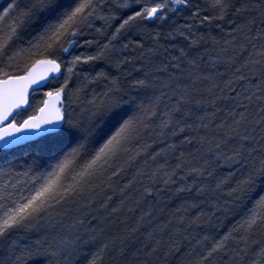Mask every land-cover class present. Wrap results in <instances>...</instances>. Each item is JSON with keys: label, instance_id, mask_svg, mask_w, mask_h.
<instances>
[{"label": "snow or ice", "instance_id": "snow-or-ice-1", "mask_svg": "<svg viewBox=\"0 0 264 264\" xmlns=\"http://www.w3.org/2000/svg\"><path fill=\"white\" fill-rule=\"evenodd\" d=\"M103 3L104 0H11L0 12V149L7 150L19 145L33 134L47 133L50 126L56 129L52 133L54 136L70 144L67 151L50 158L43 167L34 161L27 171L16 173L17 176L28 177L23 183L19 180L12 182V166L0 170V175L9 176L8 180L0 183V238L13 232L31 230L36 222L51 216L61 205L74 202V198L90 191L93 182L107 172L111 171L109 179L117 176L124 164L135 161L142 152L147 153L151 145L137 144L135 150L130 146L138 141L143 130L150 128L152 121L161 117L155 126L159 129L156 133L158 136L170 131L174 137L188 130L198 135L185 136L180 145L168 144L167 148L155 153L153 159L175 152L185 144L191 145L195 140L200 150L214 154L218 160H224L230 166L240 165L243 169L240 179L236 180L228 195L236 201L247 202L244 216L228 232L214 240L211 246L198 253L193 264H209L221 253L228 256L229 261L238 258L248 259V264H264V240L252 238L254 235L264 236V0H209L204 8L193 0H122L114 7L129 9L131 14L121 20L109 37V42L100 47L95 55L73 54V49L79 46L76 38L84 34V26L91 27L92 19L111 24L117 18L115 15H99ZM182 12H187L186 21L193 23L176 25L168 37H179L183 43L173 45L175 54H170L165 48L168 58L151 68L142 64L138 71L143 72V78L134 79L130 84L132 89L145 91L157 90L159 85L158 95H153L147 103L143 100L136 103L135 97L125 101L119 79L112 78L107 90L98 97L93 96L89 102L93 109L89 124L83 125L72 119L66 111L65 100L81 91L80 87L74 93L70 91L73 74L81 75L74 72L75 69L105 59L113 47L112 41L118 40L124 31L137 24L164 21L170 18L169 14L175 16ZM202 12L210 14L201 15ZM225 21L230 25L227 32L222 27ZM197 25L208 26L209 32L197 35ZM213 26L223 33L219 39L212 35ZM152 38L156 46L147 50L149 63L158 54L157 49L163 47L159 44V32ZM92 43L90 40L84 41L85 45ZM123 47L127 49L129 44ZM137 47L143 45L137 44ZM201 48L203 51H199ZM144 55L141 53L139 59H144ZM65 56L71 58L65 60ZM130 62L127 58L118 60L116 67ZM65 66L67 74L63 82L58 86H49L48 81L57 79L56 74H62ZM220 67L225 71L219 72ZM161 73L166 74L163 80L157 75ZM225 75L228 78L222 81L221 87L217 77ZM83 77L88 83L108 79L103 70L97 71L91 78L84 72ZM237 86H241L240 91H237ZM40 88L47 90L43 92V98L36 101L33 113L19 119L27 107H32L30 98ZM217 89L221 96L214 95ZM229 92L235 93L230 97L235 101V108L229 112V116L233 117L232 122L227 124L222 121L216 126L227 129L223 137H210L207 131L199 134L200 130L209 128L211 120L220 110L205 113L197 117L199 123L190 124L188 120L193 115L192 109L205 105L214 107L217 100L229 98L226 96ZM202 93L211 95V100ZM165 99L169 103L164 104L162 111L161 104ZM241 99L249 103L244 104ZM253 101L259 105L255 111L250 110ZM128 103L135 105L130 114L123 107ZM108 126H115V131L104 138V128ZM122 157L127 159L122 160ZM176 159L179 162L171 171L165 170L163 165L159 166L152 173L153 180L160 171L164 172L165 185L176 183L174 177L177 170L185 172L181 180L189 176L201 177L205 173L212 175L206 167L207 161L203 164L196 162L193 153L186 155L181 151ZM117 161H121L120 167H116ZM229 175L231 177L232 173ZM128 186L120 189L121 193ZM191 187L185 184L176 191L184 192ZM150 191L147 187L144 189L145 194ZM111 199L108 197L109 201ZM106 206L107 201L102 207ZM118 210L112 209L113 212ZM203 215L199 214L192 222L196 223ZM180 222H183V217ZM77 223L74 221L73 226ZM138 230L134 228L127 234L105 241L92 254L88 264H102L103 254L110 244L112 247L123 245ZM97 239L96 235L83 241L77 237V242L87 245ZM148 239H152V233L148 234ZM232 241L244 246L229 248ZM159 244L160 241H156V246L144 252L145 256L155 253ZM68 245L69 241L62 238L55 246L49 244L35 251L28 250L27 256L55 257ZM173 250L179 249L170 248L166 255ZM140 251L144 250H137ZM124 252V247H119V253L123 255ZM17 259L19 261L20 257ZM138 264H148V260H140Z\"/></svg>", "mask_w": 264, "mask_h": 264}, {"label": "trees", "instance_id": "trees-1", "mask_svg": "<svg viewBox=\"0 0 264 264\" xmlns=\"http://www.w3.org/2000/svg\"><path fill=\"white\" fill-rule=\"evenodd\" d=\"M7 1L4 0L2 3H0V11L2 7L5 5ZM209 0H201L199 2V5L201 8L206 7ZM110 8V7H109ZM108 10L106 7L101 8V12L99 15H105L107 16ZM131 11L126 10L123 11L122 18H116L115 20L111 21V24L107 23L104 20L94 21L91 20L90 22L91 27L84 26L83 33L85 34V38H87L90 41H93L90 45H83V47L86 50V55H95L96 52L99 50L100 47H102L104 44L109 42V37L111 34L115 31L116 27L119 26V23L121 20L128 15H130ZM122 14V12H121ZM204 14H210V13H201V15ZM187 16V12L184 13L182 17H179L181 19L179 20H172V22H169V20L166 21H160L159 23H139L136 27L124 31L118 40L112 41L113 47L109 49L108 54L105 59L98 60L94 64H89L85 67V69L82 71V73L86 72L89 74V78L92 76H95L97 71L103 70L107 76L108 79L104 80H98L96 82L88 83L84 80L83 74L78 76V78H74L73 83V89L75 90L77 87L81 88V91L76 95V98L74 101H76V104L74 107V120L81 122L83 125H87L90 122L91 119V113H92V105L89 103L93 96H100L103 92L107 90L109 87V81L112 78H118L120 81V85L123 88V92L121 95L123 96V99L125 101H129L130 97L136 98V103H139L141 100H143L144 103H147L148 100L153 95L159 94V85H157V90L148 89V90H136L132 89L130 87L131 81L137 78H143V72L138 71L142 64L145 65L146 68H151L153 65H156L160 63L161 61L168 58L166 56L164 49L167 48L170 52V54H175V51L173 49V45L179 46L183 41L179 37L176 39H172L168 37V33L176 26V25H182L185 22L193 23L192 21H183L185 17ZM222 27L224 28V32H227L230 30V25H228L227 21L223 22ZM197 29H194V31H197V35L201 33H208L209 27L208 26H199L197 25ZM97 29H101V31H97ZM159 32L160 33V39L159 44L163 45V47L158 48L157 52L158 54L151 58L150 63L148 62V49L154 48L156 46V42L153 40V36ZM212 35L216 36L217 39H219L223 33H221L218 29H216L214 26L212 27ZM78 47L73 49V52H76L82 44H79L81 40V37H77ZM129 44V47L125 49L123 45ZM137 44L143 45V47H137ZM210 47V45H206ZM199 51H203V48L199 49ZM141 53H144V59H139L141 57ZM128 59L129 61H132L127 64H121L119 67H116V62L118 60H125ZM207 59V57H205ZM67 60V59H65ZM219 72H224L225 69L223 67H220L218 69ZM130 73V75H128ZM160 80H163L165 78L164 73L157 74ZM228 76L225 75L224 77H217V83L223 86L222 81L227 79ZM206 86V85H205ZM203 87V86H202ZM47 88L43 89L46 90ZM73 90V92H74ZM241 90V86H237V91ZM207 99L211 100L212 96L208 93H202ZM215 96H221L222 94L219 92V90L214 91ZM235 93L229 92L226 93V96L229 98H223L217 100L215 106L211 105H205L201 106L199 108H193L192 117L188 120V123H199V120L197 117L204 116L205 113H211L216 112V109H219V112H216V116L214 119L211 120V123L209 124V128L207 130H200L199 134H203L205 131H207V134L212 137H223L224 132L227 130L226 128H217L216 126L220 124L222 121L226 122L227 124H231L233 117L229 116V112L235 108V101H233L230 97L234 96ZM241 102L244 104H248L249 102L247 100L241 99ZM169 103L167 99L164 100V102L161 104V110H164V104ZM126 109H128L129 114L131 111L134 110L135 105L132 103H128L123 105ZM259 105L253 101L250 105V110L255 111L256 108H258ZM239 111V109H237ZM161 117H157L156 120L152 121V124L149 129L143 130L140 133L138 141L134 142L130 147L133 148V150L136 149L137 144L144 145L148 144L151 145V147L148 149L147 153H141L139 157H137L136 161H141L143 164H146L144 168H141L136 163L133 164V166L129 164L123 165V170L114 177V183L110 184V186H116L122 187L125 185H129L127 188L128 193L123 195H115V197L110 200V202L116 203V201L119 199L120 202L125 200L124 210L122 213H126V208L133 206V203L135 205L134 208H132V215H134L135 219H140V215L137 217L136 215L138 212L141 211V208H144L143 212L149 213L148 215L141 214L144 218V224L141 226L138 225V222L131 220L128 218L127 215L123 214L121 216V220H128L129 221L123 225L122 228L119 229H129L127 230V233L130 232L131 229L139 228V232H134L131 234V239L125 241L123 245L117 246L124 247L125 252L123 258H121V262L126 259V262L122 264H138V261L140 260H148V264H152L149 256H145L144 252L147 251L148 248H151L153 246H156V241H161L162 239L168 237L170 235L169 229H167V226L170 229H174L175 222L178 221V219L181 216H185V219H190L188 223H191L192 227L189 230V232L183 227L178 226L185 230V235L187 236L186 244L185 246V253L186 257L183 261L184 264H193V262L197 259V256L194 254L196 251H204L206 247L211 246V244L214 242V240H217L221 237V233L228 232L230 228H232L239 220L242 218V214H239V205L242 201H236L232 197L228 195L230 190V184L233 182V185L236 183V180L240 179L241 174L240 170H236L232 173L231 182L227 179V175L222 173L224 169L220 167V164L218 162L224 161V160H218L214 154L207 153L205 151L200 150V145L196 143L194 140L191 145L185 144L182 147L178 148L175 152H169L166 154H161L160 156H157L155 159H153V155L158 149L160 152L161 149L167 148L168 144H177L180 145L181 141L184 140L185 136H197L198 133L192 132L191 130L185 131L182 134H178L177 136H171L170 131L166 133L164 136H158L156 133L159 131L158 128L155 126L159 123V120ZM208 122L207 120L205 121ZM112 131H115V126H108L104 128L103 137L106 138ZM257 134H259L257 132ZM102 141V140H101ZM100 141V142H101ZM98 143L96 144V146ZM70 146L69 142L65 139H62L60 137H46L39 140H36L34 142L28 143L26 145L12 148L7 151H0V170L6 169L8 166L13 167V171L11 173V179L12 182L15 183V181L19 180L22 183L28 179V177L20 175L17 176L16 173H23L28 170L30 166L33 165V162H37L40 164L41 167H43L45 164L48 163V160L50 159V155L53 152L54 154L52 157H57L60 154H62L63 151H67L68 147ZM46 149V150H44ZM49 149L52 151L49 153ZM183 151L186 155L188 153H193L197 160L196 162L203 164L204 161H207L206 167L209 169V171L212 172L211 176H208L207 173H205L204 176H201L200 179H197L196 177L193 178L191 176L186 177L187 184L192 185V187L189 190H186L184 192H180L181 196L179 197L180 193L175 192V186L174 190L172 187H170L168 184V187H158L159 189L156 190L155 193L156 196H158V200L150 199L151 197L148 194H145V192H141V194L137 195V198L135 195L138 193L136 188L140 189V186H144L145 181L150 182V179L152 178V173L157 170L154 166H164V169L169 171V167H172L173 161L177 160L176 157L180 155V152ZM51 157V158H52ZM127 159V157H122V160ZM203 161V162H200ZM225 162V161H224ZM132 163V162H131ZM130 163V164H131ZM228 164L227 162H225ZM170 165V166H168ZM121 166V161L116 162V167ZM168 166V167H167ZM236 167V166H234ZM239 168V167H238ZM115 170V169H113ZM136 171H140V173H137ZM179 172V170H178ZM184 172V171H182ZM137 173V175H136ZM185 174V173H184ZM164 176V172L160 171L155 178L160 181L159 183L163 182V178L159 179V177ZM204 178L206 181H201ZM9 176H3L0 175V183H3L5 180H8ZM193 179H195V183L193 184ZM235 179V181H234ZM132 181L131 184L129 182ZM158 181H156L158 183ZM199 182V183H198ZM204 182V183H203ZM219 185V187L217 186ZM164 186V184H163ZM229 186V187H228ZM91 187V186H90ZM203 188L202 190L200 188ZM154 188V187H153ZM223 188V189H222ZM224 188H227L224 190ZM173 190V191H172ZM95 191V190H92ZM88 191L83 196L74 198V202H69L61 205L57 209L53 211L51 215L57 216L56 220L50 224L48 227H44L41 225L45 222L44 220H40L35 223V226L31 230H21L17 232H13L9 234L7 237L0 238V264H49V260L51 264H67L65 261L66 257H62L61 253H59L55 257L46 258L44 256H33L29 258L27 256V251L32 250L35 251L38 247L41 246H47L50 244V241L53 242L54 239L50 240V236H48V229L53 228L51 231L52 233H55V236L58 237L59 235H66L68 234V231L70 230L69 224L70 222H73L74 219L78 218L77 216L80 215L83 219V224L79 225L78 227H74V237H78L81 235L82 228L84 226L89 227L91 230H94L92 235H96L98 239L94 242H91L90 244L92 248H90L87 251V247L84 248L86 245H81L79 242L75 243V249L74 253L68 254L69 256H72V258L75 257L74 264H83L84 262L80 261L79 258L84 257V254L86 252H90V254L94 253L93 249L98 248L97 245H102L103 243V237L105 233L107 235L113 236L115 234L114 230H116V235L121 234H127L124 232H120L119 229H113L109 230L108 228V221H114V227H117V220H115V216L112 215L113 219H98L95 218V215L99 213V215H102V208L99 207L97 212H94V210H97L96 208L104 202L106 199L104 193L101 195V193L98 195L95 192ZM137 192V193H136ZM106 193V191H105ZM121 194V193H120ZM175 194V195H174ZM175 196V197H174ZM178 199L171 201L168 200V197L176 198ZM127 197L129 199V202L127 200ZM94 198V205L86 210H81L80 207L76 208L74 210V206L80 204V201L82 203L91 201ZM105 198V199H104ZM104 199L102 202L101 200ZM222 199H225L223 202H221ZM158 202V203H157ZM71 203H74L71 204ZM78 203V204H77ZM87 203V204H88ZM247 202L245 201L244 204ZM124 204V203H123ZM216 204V206H215ZM81 205V204H80ZM193 205H195L193 207ZM250 206V205H249ZM123 207V206H122ZM223 207L226 210H221ZM91 208V209H90ZM95 208V209H94ZM245 208V205H244ZM81 211H80V210ZM84 209V208H83ZM179 209V211H178ZM168 210V211H167ZM93 211V212H92ZM199 211V213H197ZM203 213L204 215L200 217L199 220H197V223H199L200 220L203 221L201 231L200 228L196 227L197 223H193L192 221L199 216V214ZM244 215V214H243ZM130 216V215H129ZM204 217V218H203ZM229 218L228 222L224 221V218ZM208 219L210 229L206 227V224L204 223V220ZM108 220V221H107ZM112 223V222H111ZM184 224V223H183ZM130 225V226H129ZM129 226V227H128ZM160 227V228H159ZM164 227V228H163ZM166 227V228H165ZM101 230L102 233H101ZM158 230V233H156ZM160 232V233H159ZM152 233V239H148V234ZM54 236V235H53ZM181 238L183 236L179 235ZM207 237V239H205ZM263 236L261 235H254L252 238L256 240H261ZM100 238V240H99ZM162 238V239H161ZM135 239V240H134ZM80 241H83L80 240ZM201 241V242H200ZM131 243V244H130ZM161 243V242H160ZM232 242L229 243V248L232 247ZM190 247L189 251L187 249ZM243 247V246H242ZM116 248L119 252V249ZM178 248V247H177ZM180 248V246H179ZM138 249H143L144 251L137 252ZM55 250V249H54ZM160 246L157 247L156 254H162L159 251ZM80 251L81 255H78L77 253ZM175 251V250H173ZM71 253V252H70ZM132 253L133 255H131ZM153 253V255L155 254ZM181 254V252L179 251ZM179 253L176 251L173 255H176ZM89 254V255H90ZM135 254V256H134ZM172 255V257H173ZM231 255V253H229ZM61 256V257H60ZM18 257H20V260L18 261ZM174 257V259H175ZM216 264H220V261H225L226 264H237L238 258L232 261L228 260V256H225L223 253L218 254L216 257ZM214 259V258H213ZM248 260V259H246ZM120 262V264H121ZM70 262V264H72ZM212 261L209 262L211 264Z\"/></svg>", "mask_w": 264, "mask_h": 264}, {"label": "rangeland", "instance_id": "rangeland-1", "mask_svg": "<svg viewBox=\"0 0 264 264\" xmlns=\"http://www.w3.org/2000/svg\"><path fill=\"white\" fill-rule=\"evenodd\" d=\"M4 1V0H3ZM2 1V2H3ZM7 2L5 3V5L2 7V9H1V11L0 12H2L3 11V9L4 8H6L7 7V5H8V3H10L11 2V0H6ZM201 0H193V2L194 3H197V4H199V2H200ZM2 2H0V3H2ZM98 2H99V0H98ZM119 2H122V0H104V3L101 5V8H104V7H106L107 8V10H108V13H107V15H115L117 18H122V15H123V11H126V10H129V9H116L115 7H114V5H115V3H119ZM110 7V8H109ZM121 12H122V14H121ZM184 13L185 12H182V13H180V14H178V15H175V16H173L172 14H169V16H170V18L169 19H166V20H169V22H172V20H179V19H181V18H179V17H182L183 15H184ZM131 14V13H130ZM125 18V17H124ZM123 18V19H124ZM92 20H94V21H98V19H92ZM166 20H164V21H166ZM182 20V19H181ZM183 21H186V19H184ZM148 22H150V23H159L160 22V20H156V21H148ZM91 23V22H90ZM92 25H93V23H91ZM81 37V40L82 41H80L79 42V44H82V46L76 51V52H73V54H81V53H83V54H86V50H85V48L83 47V45H85L84 44V41L85 40H88L87 38H85V34H83L82 36H80ZM71 57H69V56H65L64 57V59H70ZM87 65H81V66H79L77 69H75L74 70V72H79V73H81V74H83L82 73V71L85 69V67H86ZM87 72V71H86ZM65 74H67V69H66V66L64 67V69H63V74H62V76L60 77V78H58V79H55V80H52V81H50V84H49V86H52V85H57L58 86V84L59 83H62L63 82V78H64V75ZM80 76V75H79ZM74 78H78V76L77 75H75V74H73V76H72V79H71V81H70V91L71 92H73V83H74ZM47 90V89H46ZM46 90H40V91H37L36 93H35V95H34V97L33 98H31V101H32V107H30L29 108V110H27V111H25V112H22L21 113V115H20V117H19V119H23V118H26L28 115H30V114H32L33 113V110H34V108H35V106H36V101L37 100H40V99H42L43 98V92L44 91H46ZM74 93V92H73ZM76 93H74L69 99H66L65 100V108H66V111L68 112V113H70L71 114V117H72V119H74V117H75V115H74V107H76L75 106V104H76V101H74L75 100V98H76ZM112 132H114V131H112ZM112 132L109 134V135H111L112 134ZM54 135L53 134H49L48 136H45V137H43V138H46V137H53ZM56 137V136H55ZM42 139V138H41ZM102 142V141H101ZM99 146V144L97 145V147ZM44 150H46V149H44ZM1 151V150H0ZM5 151V150H4ZM52 150L51 149H49V153L51 152ZM159 150L157 149L156 150V152H158ZM3 152V151H2ZM54 153L52 152L51 153V155H50V158L52 157V155H53ZM52 158H55V157H52ZM125 160H126V158H125ZM49 161H50V159L48 160V163H49ZM179 161L178 160H174L173 161V164H172V167H169V171H171L173 168H175V166H176V164L178 163ZM200 162H203V161H200ZM222 163H224V164H226L224 161H221V162H218V164H222ZM163 164V163H162ZM161 164V165H162ZM160 165V166H161ZM227 165H229V164H227ZM168 166H170V165H168ZM167 166V167H168ZM155 168H158L159 166H154ZM224 169V171H225V173H228V174H230V170L229 169H227V168H223ZM239 170H240V174H241V172H242V168H241V166L238 168ZM183 170H179V172H178V170H177V173H176V176L174 177V179L176 180V183L175 184H168L170 187H172L173 188V190H174V187L173 186H175V188L177 189L178 187H181V186H183V185H185V184H187V180L186 179H184V180H181L180 179V177L181 176H184L185 174V172H182ZM137 173H140V171H136ZM137 173H136V175H137ZM108 177H111V171H109V172H107L104 176H101V177H98L94 182H93V184L91 185V190L90 191H92V190H95V191H92V192H95L96 194H94V195H98V196H100L99 194L101 193V195H103V193H104V195L106 196L104 199H102L101 200V202L104 200V202H102L96 209L97 210H94V212H97L98 211V209H100L99 207L101 206V205H104L105 204V202L107 201V206L106 207H103L102 208V206H101V208H102V215H99V213L98 214H96L95 215V218H97V220L99 219H109L110 218V216H111V218L113 219V217H112V215H114L115 217V220H117L118 219V221H117V227L118 228H116V226L114 227L113 225H114V221H108L107 223H108V228H109V230H110V232H111V230H113L114 228L115 229H119V228H122L123 227V225H125L128 221H129V219H131V220H134L135 219V217H134V215H132V208H134V206L136 205V202H135V205H134V203H133V206H131V207H128V208H126L125 210H126V213H122V211L124 210V205H125V200L124 201H121L120 202V200L118 199L117 201H116V203H114V205H112L113 204V202H110L109 200H108V197H112V199L115 197V195L117 194V195H123V193H125V194H127L128 193V191H127V188L125 189V191L123 192V193H121V191H120V189H122V188H124L125 186H122V187H118V188H116V186H110V184H113L114 183V177H112L111 179H109ZM164 176H162V177H159V179H161V178H163ZM197 179H200V177H196ZM227 179L228 180H230V182H231V178L230 177H227ZM204 180V178L201 180V181H203ZM156 181H158V179H156V180H153V178H151L150 179V182H147V181H145L144 182V184H146V185H144V186H140V189L141 190H139V188H136V190H137V194L135 195V197L137 198V195L138 194H141L140 193V191L141 192H144V189L147 187V188H149L151 191H150V193L148 194L151 198L150 199H153V200H158V196H156V190H158L161 186L162 187H168L167 185H165L163 182L162 183H159L160 181H158V183L156 182ZM204 181H206V179L204 180ZM234 181H235V179H234ZM199 183V182H198ZM204 183V182H203ZM163 184H164V186H163ZM229 186H230V189H231V187L232 186H234L233 185V182H231L230 184H228ZM228 186V187H229ZM154 187V188H153ZM159 187V188H158ZM176 189H175V192L177 193V191H176ZM201 190L203 189L202 187L200 188ZM223 189V188H222ZM225 189H227V188H224V190ZM172 190V191H173ZM105 191H106V193H105ZM156 191V192H155ZM230 190H228L227 192H229ZM153 192H155V193H153ZM121 193V194H120ZM178 194V193H177ZM175 195V194H174ZM181 196V193L179 194V197ZM175 197V196H174ZM111 199V200H112ZM168 200L170 199L171 201H173V200H177L178 199V197L176 196V198H171V197H168L167 198ZM127 200H128V202H129V199H128V197H127ZM225 199H222L221 200V202H223ZM80 201V204H79V206L78 205H76V206H74V210H76V208H78V207H80V209L81 210H86L87 208H89V207H91L92 208V206L95 204L94 202V198L92 199V202L91 203H88V202H83L82 203V201L81 200H79ZM88 203V204H87ZM124 203V204H123ZM158 203V202H157ZM224 203V202H223ZM245 203V201H242L241 202V204L239 205V214H242L241 216L243 217L244 215L243 214H245V211H246V208H244V204ZM71 204H73L74 205V203H71ZM78 204V203H77ZM123 206V207H122ZM215 206H216V204H215ZM84 208V209H83ZM90 208V209H91ZM113 208H117V209H119L117 212H113L112 211V209ZM79 209V210H80ZM95 209V208H94ZM80 210V211H81ZM143 210H144V208H141V211L140 212H138V214L136 215L137 217L140 215V219H138L137 218V220H134V221H136V222H138V225L140 224L141 226L144 224V218L143 219H141V217H143L141 214L143 213L144 214V212H143ZM221 210H226L224 207H223V209H221ZM168 211V210H167ZM93 212V211H92ZM197 213H199V211L197 212ZM123 214H125V215H127L128 216V220L126 219V220H121V216L123 215ZM130 215V216H129ZM78 218L76 219H74V221H76V222H80V224L79 225H81L82 223H83V218L80 216V215H78L77 216ZM181 217H183V222L181 223L180 222V219H181ZM179 219H178V221H176L175 222V227H174V229L172 230V229H170L168 226H167V229L166 230H170L169 231V233H170V235L168 236V237H166V238H164V239H162L160 242V244H159V246H160V249H162V250H159V251H162V252H160V253H162V254H154L153 255V253L149 256V259H150V261H151V263L152 264H184V260H185V257H186V249H185V246H184V243L186 244V239H187V236L185 235V230H183L184 228L189 232V230L191 229V227H192V225H191V223H188L189 221H190V219H185V216H181ZM56 218H57V216H53V215H51V216H46L45 218H43L42 220H44L45 219V222L44 223H42L41 225H43L44 227H48V226H50V224H52L55 220H56ZM204 218V217H203ZM80 219V220H79ZM240 221V220H239ZM112 222V223H111ZM191 222V221H190ZM209 220L208 219H205L204 220V223L206 224V227L207 228H209L210 227V225H209ZM184 223V224H183ZM197 223V222H196ZM202 224H203V221L202 220H200L199 221V223H197V225H196V227H198V228H200V231H201V227H202ZM181 226V227H183V229L182 228H180V227H178V226ZM72 226H73V222H70V224H69V227L70 228H72ZM130 226V225H129ZM128 226V227H129ZM74 227H76V226H74ZM160 228V227H159ZM164 228V227H163ZM166 228V227H165ZM210 229V228H209ZM53 230V228H49L48 229V236H50V240L52 239V237H53V239H54V241L53 242H51L50 241V244H52L53 246H55L56 245V243L60 240V239H62V238H66L68 241H69V245L65 248V250L63 251V252H59V253H61L62 255V257H66L65 258V261H66V263L67 264H70V262H72L73 261V263L72 264H74V260H75V257L74 258H72V256H69L70 254H72V253H74V247L76 246L75 245V243L77 242V237H69L68 236V234H66V235H59L58 237H56L55 236V233H52L51 231ZM120 230V232L122 231V232H124L125 231V233H127V230L129 231V229L127 228L126 230L124 229H119ZM94 232V230H91L89 227H87V226H84L83 228H82V232H81V235L80 236H78L79 237V239L80 240H86V239H88V237H89V235L90 234H92ZM114 232H115V234H113V236H110V235H107L106 233H105V235H104V237H103V242H105V241H110L111 240V238L112 237H114V236H117L116 235V230H114ZM139 231H137V233H138ZM156 233H158V230H157V232ZM160 233V232H159ZM226 232H224V233H221V236H223L224 234H225ZM182 235L183 236V238H181L179 235ZM54 235V236H53ZM186 238V239H185ZM99 240H100V238H99ZM135 240V239H134ZM160 240V239H159ZM159 240H157V241H159ZM218 240V239H217ZM262 240H264V236L262 237V239L261 240H258V241H262ZM201 242V241H200ZM91 243V242H90ZM87 244L84 248H86L87 247V251L90 249V248H92L91 247V245L92 244ZM187 243H188V241H187ZM131 244V243H130ZM232 247L233 248H239V247H242V246H244L242 243H239L238 241H232ZM101 245H97V247L99 248ZM117 246H119V244L117 245ZM112 247L111 246V244H110V246H109V248L108 249H106V251H105V253L103 254V261H102V264H120V262H121V258H123V257H125L124 255H121L117 250H115L116 248H118V247ZM158 246V247H159ZM179 246H180V248H179ZM178 247V253H179V251L181 252V254L179 253V255L177 254L176 255V257H175V255H173L174 253H176V251H172L171 252V254H167L166 255V253H168L169 252V249L170 248H173V249H175V248H177ZM98 248H95V249H93V252H96V250L98 249ZM55 249V248H54ZM119 249V248H118ZM189 249H190V247L187 249V251H189ZM71 252V253H70ZM202 251H196V253H194L196 256H197V254L198 253H201ZM69 254V255H68ZM78 255H81V253H80V251L77 253ZM90 252H86V254H84V257H82L81 256V258H79V260L80 261H82V262H84L83 264H88V261L91 259V257H92V253L90 254ZM131 255H133L132 253H130ZM172 255H173V257H172ZM60 256V257H61ZM174 257H175V259H174ZM124 262H126V259H124L122 262H121V264L122 263H124ZM216 262V258L214 257V259L212 260V263L211 264H216L215 263ZM190 263V262H189ZM188 263V264H189ZM220 264H226V262L225 261H220ZM233 264H235V263H233ZM237 264H248V260H239L238 259V262H237Z\"/></svg>", "mask_w": 264, "mask_h": 264}, {"label": "bare ground", "instance_id": "bare-ground-1", "mask_svg": "<svg viewBox=\"0 0 264 264\" xmlns=\"http://www.w3.org/2000/svg\"><path fill=\"white\" fill-rule=\"evenodd\" d=\"M26 145V144H25ZM23 146V145H22ZM137 164L138 166H140L141 168H144L145 167V165L146 164H143L141 161L139 162V161H133L131 164H129L130 165V167H131V165L133 166V164ZM220 167L223 169V168H227V169H229L231 172H234V171H236V170H239L238 169V167H240V165H236V167H234V166H230V165H227V164H224V163H222V164H220ZM224 172V174L225 175H227L228 177H230V175L228 174V173H225V171H222V173ZM233 176H231L230 178H232ZM80 220V219H79ZM224 221L225 222H228L229 221V218H227V217H225L224 218ZM74 222V221H73ZM79 224H80V222L79 223H77L75 226L76 227H78L79 228ZM83 224V223H82ZM68 236L69 237H73L74 236V226H72V228H70V230L68 231Z\"/></svg>", "mask_w": 264, "mask_h": 264}, {"label": "water", "instance_id": "water-1", "mask_svg": "<svg viewBox=\"0 0 264 264\" xmlns=\"http://www.w3.org/2000/svg\"><path fill=\"white\" fill-rule=\"evenodd\" d=\"M1 1H3V0H0V2H1ZM60 75H61V74H56L57 78H58ZM49 82H50V81H48V83H49ZM40 89H43V88H40ZM40 89H39V90H40ZM28 108H29V107H27L26 110H28ZM26 110H24V111H26ZM55 131H56V129H52L51 126H50V131H49V132H47V133H43V132H42V133L33 134V135L29 136L25 142H23V143H21V144H19V145H14V146L11 147L10 149H12V148H16V147H19V146H22V145H25V144L30 143V142H34V141L39 140L40 138L46 136L47 134H52V133L55 132ZM2 150H4V149H2ZM7 150H9V149H7Z\"/></svg>", "mask_w": 264, "mask_h": 264}, {"label": "flooded vegetation", "instance_id": "flooded-vegetation-1", "mask_svg": "<svg viewBox=\"0 0 264 264\" xmlns=\"http://www.w3.org/2000/svg\"><path fill=\"white\" fill-rule=\"evenodd\" d=\"M62 74H63V73H62ZM62 74H61V75H62ZM61 75H60V76H61ZM57 79H58V78H57Z\"/></svg>", "mask_w": 264, "mask_h": 264}]
</instances>
